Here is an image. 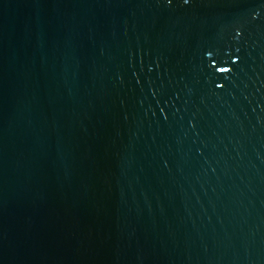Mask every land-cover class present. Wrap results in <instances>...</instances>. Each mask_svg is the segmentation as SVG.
Masks as SVG:
<instances>
[{"label":"water","instance_id":"1","mask_svg":"<svg viewBox=\"0 0 264 264\" xmlns=\"http://www.w3.org/2000/svg\"><path fill=\"white\" fill-rule=\"evenodd\" d=\"M0 264H264V0H0Z\"/></svg>","mask_w":264,"mask_h":264}]
</instances>
